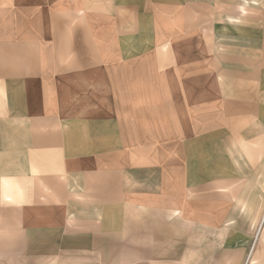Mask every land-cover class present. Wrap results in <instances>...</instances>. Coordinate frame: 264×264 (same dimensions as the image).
Here are the masks:
<instances>
[{"label":"crops","instance_id":"obj_1","mask_svg":"<svg viewBox=\"0 0 264 264\" xmlns=\"http://www.w3.org/2000/svg\"><path fill=\"white\" fill-rule=\"evenodd\" d=\"M187 26L185 0H0V186L11 168L60 170L56 215L81 220L34 230L41 249L64 250L56 264H137L122 256L121 206L180 226L176 240L153 235L147 264H201V228L234 216L233 196L222 203L203 174L233 95L219 97L208 40ZM226 63L233 83V55ZM243 200L264 207L263 194ZM90 216L113 217V232ZM1 251L0 264L47 263ZM253 259L264 264V240Z\"/></svg>","mask_w":264,"mask_h":264},{"label":"rangeland","instance_id":"obj_2","mask_svg":"<svg viewBox=\"0 0 264 264\" xmlns=\"http://www.w3.org/2000/svg\"><path fill=\"white\" fill-rule=\"evenodd\" d=\"M185 1L187 28L203 34L215 58L221 86L219 97L225 102L227 93L232 94L234 102L233 120H226L223 104L224 119L220 121L217 136V163H203V174L204 165H207V176L213 180L209 187L219 200L224 203L226 195L233 196L234 216L216 231L201 228V264H255V247L264 240V233L261 234L264 223L255 239L264 207L258 210L254 201L243 199L264 195V0ZM248 48L249 51L242 52ZM243 54L250 61L245 69L249 75L244 77L241 71ZM227 55L234 58L233 83L227 80ZM227 82L233 84V88H226ZM202 139V147L210 148V138ZM10 174L9 183L0 186L3 198L0 200V252L4 246V252H9L11 258L37 254L46 257V264H56L64 250L41 249L40 238L35 240L34 230L38 233L49 230L47 226L53 221L63 220L64 225H71L81 220L56 215L58 209L65 212L61 205L66 202L56 199L57 194L66 191L62 173L59 169L11 168ZM51 212L54 216H50ZM121 212L122 256L129 257L136 252L137 264H147L146 252L148 246L151 247L153 235L155 239L174 237L175 240L181 235L175 219L134 211L127 206H121ZM89 221L93 229L101 226L99 230L113 232V217L90 216ZM131 237L132 243H129ZM34 242L38 243L37 248ZM251 248L252 253H249ZM101 251L91 249V256H99Z\"/></svg>","mask_w":264,"mask_h":264},{"label":"bare ground","instance_id":"obj_3","mask_svg":"<svg viewBox=\"0 0 264 264\" xmlns=\"http://www.w3.org/2000/svg\"><path fill=\"white\" fill-rule=\"evenodd\" d=\"M263 223H264V214H263V216H262V218L260 219V223H259V225H258V227H257V229H256V232H255V239H257L258 238V235H259V233H260V231L262 230V226H263ZM256 241V240H255ZM253 247V246H252ZM252 248L249 250V253H252ZM250 255V254H249ZM248 258H249V256H248ZM249 261V260H248Z\"/></svg>","mask_w":264,"mask_h":264}]
</instances>
